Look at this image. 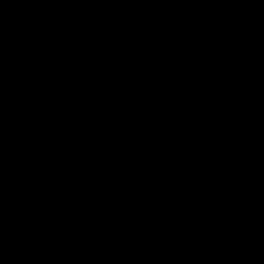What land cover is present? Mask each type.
Here are the masks:
<instances>
[{"label":"water","instance_id":"water-1","mask_svg":"<svg viewBox=\"0 0 264 264\" xmlns=\"http://www.w3.org/2000/svg\"><path fill=\"white\" fill-rule=\"evenodd\" d=\"M0 264H264V217L89 0H0Z\"/></svg>","mask_w":264,"mask_h":264}]
</instances>
